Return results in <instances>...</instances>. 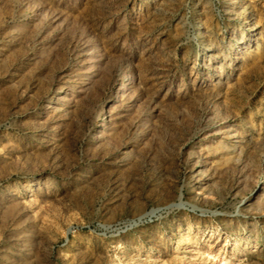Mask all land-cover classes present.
<instances>
[{
	"label": "rangeland",
	"instance_id": "374dc122",
	"mask_svg": "<svg viewBox=\"0 0 264 264\" xmlns=\"http://www.w3.org/2000/svg\"><path fill=\"white\" fill-rule=\"evenodd\" d=\"M0 264H264V0H0Z\"/></svg>",
	"mask_w": 264,
	"mask_h": 264
}]
</instances>
